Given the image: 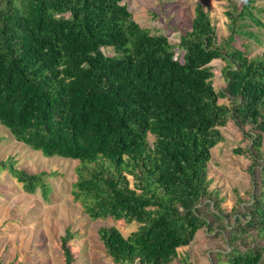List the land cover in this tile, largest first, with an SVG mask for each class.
<instances>
[{
  "label": "trees",
  "instance_id": "trees-1",
  "mask_svg": "<svg viewBox=\"0 0 264 264\" xmlns=\"http://www.w3.org/2000/svg\"><path fill=\"white\" fill-rule=\"evenodd\" d=\"M255 1L227 12L231 34L221 41L197 2L175 45L142 27L123 0H0V123L46 156L79 161L72 194L89 218L139 223L128 235L99 227L115 264H171L203 227L226 242L212 264H264V51L250 56L247 43L234 44L239 19L261 23ZM214 59L226 62L219 90ZM229 119L258 132L247 134L250 148L235 149L252 159L249 202L226 212L209 160ZM16 163L0 159V172L48 198V173ZM74 237L68 226L66 264ZM180 263L197 264L188 254Z\"/></svg>",
  "mask_w": 264,
  "mask_h": 264
},
{
  "label": "rangeland",
  "instance_id": "rangeland-1",
  "mask_svg": "<svg viewBox=\"0 0 264 264\" xmlns=\"http://www.w3.org/2000/svg\"><path fill=\"white\" fill-rule=\"evenodd\" d=\"M246 0H123L142 27L151 32L164 33L171 43L178 45L181 35L191 30L194 8L197 2L209 11L215 25L218 41L231 34V17L228 11H240ZM253 8L255 17L241 18L238 24L242 30L236 34L234 44H248V54L256 56L264 51V0H256ZM248 32V33H246ZM178 50V47H176ZM213 82L217 90L226 86L223 74L226 62L214 59ZM221 102L228 103L227 98ZM225 139L212 149L209 160L210 188L219 191L223 198L222 207L229 212L237 204L246 206L254 187L250 165L252 159L247 152L238 153L236 148L247 150L252 145L251 137L257 133L252 125L240 129L233 119L221 127ZM245 132H248L245 134ZM0 159L14 156L16 165L29 172L44 171L51 190L48 198L38 188L28 193L4 169L0 172V264H66L62 249V236L68 226L75 237L70 241L74 252L73 264H115L107 254L99 238L102 225H116L125 235L137 229L139 223L123 219H91L81 203L72 194L77 179L79 161L60 156H46L41 151L16 141L9 130L0 123ZM264 136V133H263ZM264 150V143H263ZM131 177L132 183L133 177ZM258 180L260 177L257 173ZM239 198L243 199L238 202ZM200 229L195 240L188 246L180 247V257L171 264H181L180 258L188 254L197 264H212V255L226 247L225 238Z\"/></svg>",
  "mask_w": 264,
  "mask_h": 264
}]
</instances>
